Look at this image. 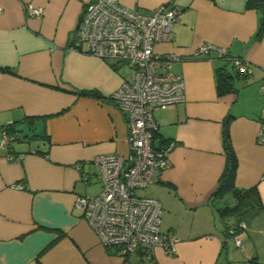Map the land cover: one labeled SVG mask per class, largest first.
<instances>
[{
  "label": "crops",
  "instance_id": "0c3cea01",
  "mask_svg": "<svg viewBox=\"0 0 264 264\" xmlns=\"http://www.w3.org/2000/svg\"><path fill=\"white\" fill-rule=\"evenodd\" d=\"M89 1L0 0V142L6 127L22 130L9 151L0 147V264H264V145L256 141L264 122V34L255 39L260 11L247 0H120L144 11L172 1L180 11L170 40L154 50L177 57L170 69L182 75L185 99L154 112V144L174 146L169 165L142 192L161 202L160 231L178 241L173 255L156 247L144 261L139 253L118 257L76 205L77 197L100 190L93 158L129 152L127 115L108 95L133 70L75 40ZM28 4L42 7V15H26ZM206 43L244 59L250 74L236 75L213 51L197 54ZM219 67L234 76L232 91L217 92ZM225 127L237 161L235 187L257 190L232 214L224 211L236 205L232 191L214 194L226 164Z\"/></svg>",
  "mask_w": 264,
  "mask_h": 264
},
{
  "label": "built area",
  "instance_id": "2783aa9c",
  "mask_svg": "<svg viewBox=\"0 0 264 264\" xmlns=\"http://www.w3.org/2000/svg\"><path fill=\"white\" fill-rule=\"evenodd\" d=\"M25 13L39 17L43 8L28 4ZM179 14L172 1L144 11L124 6L120 0H90L75 27V40L85 43L90 54L126 63L133 70L131 78L123 80L108 95L127 115L129 152L127 155L119 152L96 155L93 161L100 169V190L97 194L76 198L87 225L103 244L113 247L116 255L123 259L131 253H139L142 260L149 261L156 247L173 255L178 241L175 236L160 231L161 202L142 192L157 181L161 170L169 165L168 153L174 146L173 141L159 146L153 144V133L158 129L154 112L185 99L183 77L170 69L171 61L177 57H161L154 50L157 42L170 40ZM210 51L228 60L238 73L250 74L248 63L223 47L206 43L196 53ZM260 89L264 93V78ZM13 139L4 129L0 147L9 151ZM256 141L264 145V122ZM8 157L12 159L13 155ZM236 244L240 245L241 240L237 239ZM228 264L250 263L244 260Z\"/></svg>",
  "mask_w": 264,
  "mask_h": 264
},
{
  "label": "trees",
  "instance_id": "16d2710c",
  "mask_svg": "<svg viewBox=\"0 0 264 264\" xmlns=\"http://www.w3.org/2000/svg\"><path fill=\"white\" fill-rule=\"evenodd\" d=\"M246 6L248 8H256L260 11V18H259V24L257 28V32L255 35V39H260L262 34H264V0H247ZM223 59V58H222ZM228 61V60H227ZM229 63V62H228ZM236 75H244L240 74L236 71ZM233 75L227 71L224 67H219L216 69V79H217V92L219 94H223L225 92L232 91L234 89L232 79ZM83 95L87 96H93V97H99V93L94 90H83L81 92ZM6 131L12 135L15 139H17L19 136L18 134L22 133L21 129L14 128V126L6 127ZM158 133L155 131L153 133V144L154 141L157 139ZM223 139L225 142V152H226V164L223 169L222 174L219 177L218 185L215 190V195H220L224 193L225 191H232L233 195L236 197L237 202L236 205L233 207L225 208L224 211L227 213H234L238 209L240 205H242L247 197L250 195H257L256 188H248V189H239L235 187L234 184V177H235V170H236V157L231 149V145L228 138V131L227 127L223 130ZM168 141H164L161 139L159 143L160 145L165 144ZM155 145V144H154ZM159 146V145H156Z\"/></svg>",
  "mask_w": 264,
  "mask_h": 264
},
{
  "label": "water",
  "instance_id": "95a60500",
  "mask_svg": "<svg viewBox=\"0 0 264 264\" xmlns=\"http://www.w3.org/2000/svg\"><path fill=\"white\" fill-rule=\"evenodd\" d=\"M18 136H21L20 134H18Z\"/></svg>",
  "mask_w": 264,
  "mask_h": 264
}]
</instances>
